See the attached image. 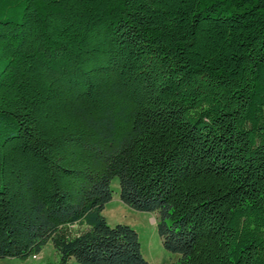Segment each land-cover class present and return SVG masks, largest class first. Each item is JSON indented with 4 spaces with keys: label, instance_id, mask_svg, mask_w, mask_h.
Masks as SVG:
<instances>
[{
    "label": "trees",
    "instance_id": "1",
    "mask_svg": "<svg viewBox=\"0 0 264 264\" xmlns=\"http://www.w3.org/2000/svg\"><path fill=\"white\" fill-rule=\"evenodd\" d=\"M264 264V0H0V259Z\"/></svg>",
    "mask_w": 264,
    "mask_h": 264
},
{
    "label": "rangeland",
    "instance_id": "2",
    "mask_svg": "<svg viewBox=\"0 0 264 264\" xmlns=\"http://www.w3.org/2000/svg\"><path fill=\"white\" fill-rule=\"evenodd\" d=\"M113 197L103 212L108 225L125 224L132 227L139 235L141 251L144 258L151 264L176 263L180 255L167 251L162 243L156 226L155 215L148 212L134 210L124 204L120 199V181L118 178L112 182ZM60 256L55 251L52 242H49L41 254L27 261L14 258L0 259V264H46L57 263ZM70 264H79L72 260Z\"/></svg>",
    "mask_w": 264,
    "mask_h": 264
}]
</instances>
